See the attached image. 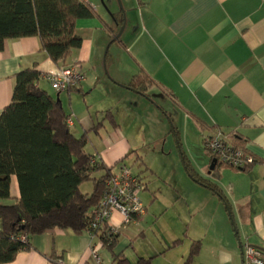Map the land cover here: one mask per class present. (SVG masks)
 <instances>
[{
	"label": "crops",
	"instance_id": "crops-1",
	"mask_svg": "<svg viewBox=\"0 0 264 264\" xmlns=\"http://www.w3.org/2000/svg\"><path fill=\"white\" fill-rule=\"evenodd\" d=\"M88 1L99 17L76 22L82 43L64 63L53 62L35 36L5 42L0 51V113L9 103L16 73L23 69L40 71V86L54 96L59 93L61 103L73 93L95 87L91 82L97 85V75L104 88L100 110L107 106L121 129L102 134L103 146L90 154L108 167L114 165L116 171L121 159L139 149L134 145L140 128L134 141L130 138V110L132 116L138 112L144 116L161 109L176 126L177 145L192 167L215 181L225 199L188 175L181 183L174 182L176 191L183 192V185L188 193H170L164 206L158 207L157 193H142L148 187L144 185L138 195L143 204L147 201L153 207L144 204L150 213L144 211L128 224L119 212L111 214L108 223L118 234L112 249L86 231L54 229L33 235L29 249L0 264H56L61 259L64 264H115L114 255L121 253L131 263L145 257L151 258L149 264H183L194 240L201 247L190 264H251L243 256L245 244L260 251L264 264V0H120V25L117 0ZM122 25L115 39L113 34ZM74 63L80 64L84 80L68 91L52 93L45 75ZM102 64L109 76L103 75ZM139 69L153 80L147 95L127 86ZM92 71L96 75L88 82L87 73ZM121 114L126 118L121 120ZM71 119L75 135L94 125L91 112L78 119L77 127L72 113ZM216 130L238 134L262 162L247 170L220 165L215 179L203 138ZM11 196H18L15 178ZM148 216L150 224L144 225ZM151 230L150 241L142 245ZM177 239L180 242L174 243Z\"/></svg>",
	"mask_w": 264,
	"mask_h": 264
},
{
	"label": "trees",
	"instance_id": "trees-1",
	"mask_svg": "<svg viewBox=\"0 0 264 264\" xmlns=\"http://www.w3.org/2000/svg\"><path fill=\"white\" fill-rule=\"evenodd\" d=\"M96 16L99 14L88 0H0V51L9 39L35 36L41 50L53 62L64 63L82 43L75 31L76 22ZM116 20L119 25L123 24V10ZM42 76L34 67L16 73L9 103L0 113V263L11 262L19 251L29 249L33 235L54 229H68L75 234L86 231L108 249L118 241L117 231L110 227L108 220L94 222L105 189L104 181L114 174V165L108 167L99 157L87 152V131L79 135L71 131V114L63 108L60 98L56 100V95L40 86ZM127 86L147 95L153 80L139 69ZM110 113L106 116L111 117ZM110 121L115 124L113 119ZM171 124L180 145L178 130L172 121ZM97 127L94 125L92 129ZM218 131L234 148L241 149L244 158H251L240 170L262 162L247 149L238 134L216 130L203 138L204 149L211 161H215V179L219 177L215 171L218 166L230 167L207 146ZM181 160L191 179L225 199L218 184L210 177L201 176L182 150ZM130 171L140 188L144 187L142 172L134 173L131 168ZM13 178L18 187V196L14 198L11 196ZM88 182L91 189L83 191L81 186ZM10 198L14 199L11 203L1 202ZM140 216L133 215V220ZM178 242L180 239L174 243ZM200 247L199 240L192 241L183 264H190ZM57 262L64 264L62 259ZM114 262L149 264L151 258L139 257L131 263L121 253L114 255Z\"/></svg>",
	"mask_w": 264,
	"mask_h": 264
},
{
	"label": "rangeland",
	"instance_id": "rangeland-1",
	"mask_svg": "<svg viewBox=\"0 0 264 264\" xmlns=\"http://www.w3.org/2000/svg\"><path fill=\"white\" fill-rule=\"evenodd\" d=\"M106 47L107 46H105L104 52L106 51ZM78 65L80 64L78 63ZM102 69L103 75L105 74V76H109L104 64H102ZM79 70L83 73L81 66L79 67ZM87 75L88 82H91L93 76L96 75V72L92 71L87 73ZM96 81L97 85H93L94 82H91L92 86H95L92 87V89H90V87L85 89L83 93H73L70 99H64L65 96H63L64 100L62 101V103L64 102V109L67 112H70V114L72 113V118L76 122V127L79 126L78 119L81 118L83 114H88V112H91L93 115L94 125H97L98 127L96 130L90 129L87 131L89 140L86 150L89 153H93L94 149H101L103 146V144H101L102 134L105 137L109 135L108 132H114L115 130L113 131V129H121V127H119V122L115 117L113 118L112 113H110L111 117L106 116L108 113L106 111L108 110L106 109L108 108L106 105V107H103L102 110H100V103L102 102L104 88L102 86V82L97 78V75ZM50 90L52 93L55 92L51 88ZM104 100L107 101L106 98H104ZM148 101L151 105H156L151 99H148ZM130 103H133V101H130ZM159 111L162 113H157ZM159 111L155 110L154 112L145 114L144 116H142L141 112H138L135 114V117L132 116L134 114V110H130L132 115L129 113L127 117V120L132 123L130 138L131 142L134 141L133 138L138 133V128H140V132L136 138V144L134 145V147L137 146L139 149H137L136 153H134L133 156H130V158L126 157L121 159L115 167L126 164L134 173L142 172L141 176L148 186H146V189H141L142 193H157V197L154 201H156V205H158V207H161L164 206V202L169 199L167 196L170 193H188V190L183 185H181V188L184 190L183 192L180 190L176 191V189L179 188H176L174 182L177 180L179 183H181L182 179L189 177L183 167L181 161V149L177 145L176 137L171 130V124L164 112L161 111V109H159ZM123 118H126V116L121 114L120 119L122 120ZM111 119L114 120L115 124L110 121ZM103 122L104 125H99ZM126 136L128 137V135ZM91 187L92 185L88 182L84 183L81 186V189L83 191H89ZM12 200L13 199L10 198L3 201L10 203ZM144 204L146 207L152 205V203L151 205H148L147 201ZM151 207H153V205ZM145 212L150 213L149 210H146ZM147 219L144 220V225L150 224V216H148ZM151 235L152 230L151 232H147L146 237L143 239V241H141L142 245L150 241Z\"/></svg>",
	"mask_w": 264,
	"mask_h": 264
},
{
	"label": "built area",
	"instance_id": "built-area-1",
	"mask_svg": "<svg viewBox=\"0 0 264 264\" xmlns=\"http://www.w3.org/2000/svg\"><path fill=\"white\" fill-rule=\"evenodd\" d=\"M79 67L80 65L74 63L56 72L46 74L45 78L54 91H68L84 79V73L80 72ZM207 146L213 153L219 155V159L227 162L232 168L240 169L251 161V158H244L241 155V149L234 148L219 131L209 139ZM104 185L105 189L95 212V223L109 220L111 214L117 211L121 214L124 224H128L133 221V215H141L144 212L143 203L138 195L140 186L128 166H120L113 175L104 181ZM242 248L243 256L247 261L251 264H263L258 249L246 244Z\"/></svg>",
	"mask_w": 264,
	"mask_h": 264
},
{
	"label": "water",
	"instance_id": "water-1",
	"mask_svg": "<svg viewBox=\"0 0 264 264\" xmlns=\"http://www.w3.org/2000/svg\"><path fill=\"white\" fill-rule=\"evenodd\" d=\"M117 1H118V3H119L120 9L122 10V6H121V2H120V0H117ZM123 26H124V25H122L120 31L117 33L116 38H118V37L121 35V32H122V30H123ZM56 100H59L58 93L56 94ZM214 162H215V161H214ZM214 162H212V163L210 164V166H209L210 171H212V170L214 169V167H215V163H214Z\"/></svg>",
	"mask_w": 264,
	"mask_h": 264
}]
</instances>
